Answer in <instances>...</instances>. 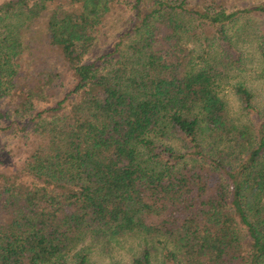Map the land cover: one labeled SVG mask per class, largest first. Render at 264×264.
I'll return each mask as SVG.
<instances>
[{"label": "trees", "instance_id": "trees-1", "mask_svg": "<svg viewBox=\"0 0 264 264\" xmlns=\"http://www.w3.org/2000/svg\"><path fill=\"white\" fill-rule=\"evenodd\" d=\"M120 1L0 4V138H18L0 159V264H90L123 237L140 238L132 264H155L158 246L161 264H264V112L237 124L223 97L230 86L254 110L231 81L241 43L264 37V0L123 2L129 29L86 62ZM46 11L74 84L38 109L47 96L23 83L21 56Z\"/></svg>", "mask_w": 264, "mask_h": 264}, {"label": "rangeland", "instance_id": "rangeland-1", "mask_svg": "<svg viewBox=\"0 0 264 264\" xmlns=\"http://www.w3.org/2000/svg\"><path fill=\"white\" fill-rule=\"evenodd\" d=\"M5 1L7 0H0V4ZM126 1L134 2V0H121V3L115 4L112 10L101 19L96 29V40L84 57L86 62H92L104 54L113 52L116 43L129 29L133 13L130 10L131 5L123 3ZM231 1L234 4H243L254 0ZM48 15L49 12L46 11L27 31L23 43L26 48L21 56L23 83L30 86L36 83L42 85L41 88L47 96L46 101L36 100L38 109L45 105L54 104L74 84L72 71L59 52L50 45L47 38L46 20ZM260 22H257L255 30L259 29ZM249 32H251V29ZM252 34L247 41L241 43L244 49V63L241 69L234 73L231 83L243 82L251 90L254 95V110L253 112L245 110L239 97L230 86L226 87L223 97L227 102L230 116L237 124L254 126L264 112V77L262 76L264 53L261 48L264 44V37L261 29H259L258 37L252 38ZM50 78H52L51 82H49ZM40 79L41 82H38ZM17 102V98H6L4 104L6 109H14ZM17 141L18 138L15 136L0 138V159L10 157L6 153H9L10 150L8 149L13 147ZM25 148L27 149V147ZM23 149L21 148V150ZM139 239L138 237L120 238L118 243L111 246L110 252L95 248L90 254V264H132L134 257L138 255L141 249ZM162 253V246H158L154 252L155 264H161Z\"/></svg>", "mask_w": 264, "mask_h": 264}]
</instances>
